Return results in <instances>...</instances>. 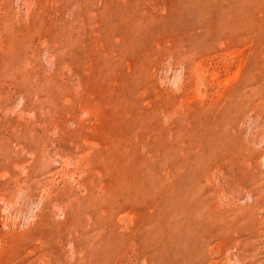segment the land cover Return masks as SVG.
Returning a JSON list of instances; mask_svg holds the SVG:
<instances>
[{
    "label": "rangeland",
    "instance_id": "rangeland-1",
    "mask_svg": "<svg viewBox=\"0 0 264 264\" xmlns=\"http://www.w3.org/2000/svg\"><path fill=\"white\" fill-rule=\"evenodd\" d=\"M0 264H264V0H0Z\"/></svg>",
    "mask_w": 264,
    "mask_h": 264
}]
</instances>
